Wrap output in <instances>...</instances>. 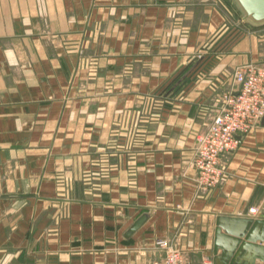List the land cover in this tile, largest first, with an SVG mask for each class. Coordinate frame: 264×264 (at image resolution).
Wrapping results in <instances>:
<instances>
[{
  "label": "crops",
  "instance_id": "1",
  "mask_svg": "<svg viewBox=\"0 0 264 264\" xmlns=\"http://www.w3.org/2000/svg\"><path fill=\"white\" fill-rule=\"evenodd\" d=\"M252 62L264 20L236 0H0V264H161L158 239L186 264H264L237 219L264 197L262 118L212 189L189 165Z\"/></svg>",
  "mask_w": 264,
  "mask_h": 264
},
{
  "label": "built area",
  "instance_id": "2",
  "mask_svg": "<svg viewBox=\"0 0 264 264\" xmlns=\"http://www.w3.org/2000/svg\"><path fill=\"white\" fill-rule=\"evenodd\" d=\"M232 81L234 87L223 95L221 107L204 130L196 134V143L189 157V165L195 170L194 180L200 191H208L220 182L225 174L220 163L221 155L235 149L239 144L238 135L252 129L264 116V62L237 65L232 72ZM168 95L170 91L151 95L147 112L155 113L153 110L160 97ZM246 214L264 217V197L250 205ZM155 243L164 253L161 264H186L179 247L173 246L167 239H158Z\"/></svg>",
  "mask_w": 264,
  "mask_h": 264
},
{
  "label": "water",
  "instance_id": "3",
  "mask_svg": "<svg viewBox=\"0 0 264 264\" xmlns=\"http://www.w3.org/2000/svg\"><path fill=\"white\" fill-rule=\"evenodd\" d=\"M240 5L241 9L243 10L246 17L250 18L253 21H263L264 20V0H236ZM262 121H264V116L262 117ZM147 215L142 214L139 216L127 229L126 235H132L146 220ZM239 221H242L245 224L247 229L251 228V230L255 227V225H260L261 230L258 235H250L246 236V240L250 242L259 241L260 243L257 244L259 247L262 248L263 252L259 256L261 260L264 261V217L253 218V217H238ZM219 229L216 228V239L218 240L219 236ZM218 247V241L215 243V250ZM226 264V263H224ZM230 264H238L232 261ZM241 264H255L254 261L251 263H241Z\"/></svg>",
  "mask_w": 264,
  "mask_h": 264
},
{
  "label": "rangeland",
  "instance_id": "4",
  "mask_svg": "<svg viewBox=\"0 0 264 264\" xmlns=\"http://www.w3.org/2000/svg\"><path fill=\"white\" fill-rule=\"evenodd\" d=\"M248 18V17H247ZM250 19V18H249Z\"/></svg>",
  "mask_w": 264,
  "mask_h": 264
}]
</instances>
